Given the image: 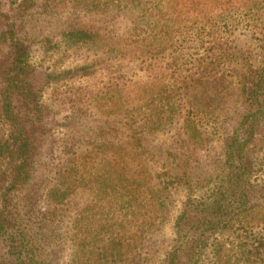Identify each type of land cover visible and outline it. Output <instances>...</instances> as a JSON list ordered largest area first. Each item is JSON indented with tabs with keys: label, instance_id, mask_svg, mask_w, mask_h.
I'll return each mask as SVG.
<instances>
[{
	"label": "rangeland",
	"instance_id": "obj_1",
	"mask_svg": "<svg viewBox=\"0 0 264 264\" xmlns=\"http://www.w3.org/2000/svg\"><path fill=\"white\" fill-rule=\"evenodd\" d=\"M170 1L182 5L156 0L155 9L146 6L153 9L147 15L125 0H0L1 84L14 52L24 51L33 71L25 100L4 103L0 87V138L10 141L20 132L30 142L24 184L15 187L14 177L2 173L18 159L0 163V211L9 195L6 213L22 217L21 226H0V264H97L100 258L104 264H163L182 244L190 245L176 264L193 255L191 264H264V119L252 131L242 164L219 155L216 131L245 133L238 140L245 144L242 89L264 74V0H247L241 9L201 8L210 19L204 27L219 31L217 39L194 43L153 37L161 23L150 16L161 12L166 29L173 23ZM101 8L106 11L94 13ZM196 14L175 27L197 26ZM77 29L82 43L70 36ZM226 52L225 64L207 63ZM172 59L181 65L176 72L169 68ZM194 59L201 63L193 67ZM203 76L210 87H199ZM184 80L194 90L186 96L179 90ZM109 97L114 114L104 109ZM159 114L168 116L163 123ZM221 116L226 119L217 121ZM124 148L140 153L141 162L114 165ZM186 157L192 158L187 171L200 168L196 179L174 167ZM212 161L217 164L208 167ZM237 165L247 167L243 187L254 191L241 211L228 207L229 182L222 177ZM66 170L72 171L68 179ZM61 177L74 191L55 213L51 190ZM129 180L135 187H122ZM217 209L221 222L212 227L210 212ZM109 238L123 244L122 253L110 255Z\"/></svg>",
	"mask_w": 264,
	"mask_h": 264
},
{
	"label": "trees",
	"instance_id": "obj_2",
	"mask_svg": "<svg viewBox=\"0 0 264 264\" xmlns=\"http://www.w3.org/2000/svg\"><path fill=\"white\" fill-rule=\"evenodd\" d=\"M125 1H131L132 5L134 8H137V13L138 14H147L149 15V12H153V9L149 8L147 9L146 6L151 5L152 7H154V9L156 8V0H125ZM181 2V6L179 8H174L173 7V2L170 1V6L171 9H173L172 11H169V16L173 17V23L171 25H169L166 28L163 27V25H168L164 22H162L163 20V15L160 12L159 15L154 14L153 16H150V18H154L155 20H157L159 23H161V25L157 28V30H154L153 32V37L155 39L161 38L162 40L171 42L174 41L176 38H180L183 39L185 42H193L194 43V39L197 38L201 39L198 42H204V40L208 39V38H215L217 39V31L218 28L213 26L211 27H204L205 25H207L210 22V19H206L205 16H202V14L200 12L201 8H209L211 10H213L214 6L216 4H218L219 6H231V7H235L236 9H241L242 7H247L248 6V2L247 0H181L178 1ZM104 11H106V8H101L98 9V12H94V13H103ZM203 12V11H202ZM196 14V21L194 22V24H198L197 26H191L188 29L184 30V28L182 27H178L176 28L175 25H178L180 23H188L190 24V22L193 21V15ZM168 20H166L167 22ZM2 27V26H0ZM77 32H72L70 34V36H72V40L75 43H82V35L84 34L82 31H80V29L76 30ZM81 35V37H80ZM88 34H85V37ZM94 38V34H92L91 32L89 33V40H93ZM21 49L18 48L16 49L17 51ZM23 54L21 55H17L15 52L9 56L10 59V64H8V69H7V74L5 76V83L1 84L0 81V87H2V95H3V101L5 103L6 102H12L13 100L18 99H22L25 100V94L28 93L29 89H31V85L29 80H31V78H29V75L33 72L30 68L26 67L25 64V60H26V55H24V51L22 52ZM228 52H226L225 56L219 55L220 60H211L210 62H207L209 64L212 65H219L222 62L219 61H223L225 64L226 60H227V55ZM15 56L14 59H11L12 56ZM192 64H196V63H201L200 60L194 59L192 62ZM195 64L193 65V67L195 66ZM184 65V64H182ZM170 66L169 67L171 70L174 69V72H176L177 70H179L181 68V65L175 61L174 59L171 60L170 62ZM211 66H208L204 69L206 70H214L215 68H212ZM202 67V66H200ZM258 77V79H257ZM208 76H203L201 78H199L197 81L200 83L199 87L200 88H205L206 85L210 87V81L207 79ZM181 86H179V90H183L184 92H182L183 95L186 96V94L188 92H190L191 90H193L192 88V83H190L188 80H184L183 82H180ZM242 91L246 92V97L248 100V109L246 111V114L244 115L243 119H247L244 122V127L246 125L245 131H246V140L243 139L242 143L245 144H239L238 140L241 138V135H244L243 133L241 134V132H238L235 134L230 133V135H228V137L223 136V128L221 129L220 126H217L216 131L217 134L219 135V139L221 140V142L223 143L222 149L219 152V155H223L225 156V158H227L228 160H230L229 164L233 165V160H236L237 162H239V164H242V162L240 163V161H242V159L244 158V156L246 155V149L249 146L251 139L253 137V135L255 133H253L252 131L256 128H259V125L261 123V120L263 122L264 117V74L260 73L258 75H256L253 78L248 79L244 86ZM28 98V97H27ZM111 99V97H109L108 99H106L105 102V108L107 109V113H112L113 112L109 111L108 109L115 107V105L113 106L110 102H108ZM184 101V99H183ZM176 104V103H174ZM182 105V104H180ZM109 106V108H107ZM164 118L161 117L162 114L157 115L158 119L163 123L162 119H167L166 118V114H163ZM168 117V116H167ZM214 118V117H213ZM217 119V118H216ZM226 119L224 118V116H221L217 119ZM214 136H216L214 134ZM246 145V146H245ZM30 148V142L22 137V134H20V132H15L13 135L11 134L10 136V141L8 139L3 140L2 138H0V163L1 162H5L9 159H18L16 160L14 163V166L10 167L9 171H4L2 172L5 176L8 175L9 173L11 174V177H14L12 179V181L16 184L15 187H19L21 186V184H24L25 181L28 179L29 177V172H28V160H27V153L29 151ZM7 149L10 150V152H7ZM123 149V148H122ZM5 150V151H4ZM12 154H17V158H15L14 156H11ZM20 158V159H19ZM96 156H92V159H95ZM127 159L130 160H135L138 162H141V156L140 153L138 152H133L130 154L128 148H124V157L121 158V162L116 163L114 165L116 166H121L123 163L127 161ZM186 159V160H185ZM180 162V164L178 162L174 163V167L176 166V168H183V170L185 171V173H187L188 171L193 174L190 175L191 178H194V175H197V172L195 171L196 169H200L198 167H195L194 165L189 168V170L187 171V169H185L184 164L185 163H192L191 160L192 158L190 157H186ZM213 162V161H212ZM219 163H223V162H219ZM217 162H213V164L211 162H209L208 167L211 165H216ZM7 165H13V164H7ZM224 165V164H223ZM238 166V167H237ZM235 167L236 170H232L233 172H228L226 169L222 172V177L223 179H225L226 181L229 182V186H223L226 187L225 189V196L228 198L229 196H231L232 199H230V203L228 204V207L230 206V208L232 206H235L241 211L242 207L244 204H246V200L249 199L251 197V195L254 194V191H252L251 186H247V187H243L244 183H245V172L248 171L247 167H242L240 165H237ZM204 167H207V165H205ZM1 165H0V170H1ZM71 170H66V172L64 173L63 178L64 179H68L70 177L71 174ZM123 174H121L120 176H122ZM119 176V177H120ZM198 176V175H197ZM62 178V177H61ZM62 178V179H63ZM201 178V177H200ZM64 179L62 180L61 184L59 187H57L56 189H52L51 194L53 195L51 197V200L54 204V211L55 213H59V211L63 210V207H65V205L67 204V201L70 197V195H72L74 189L69 186L66 181H64ZM196 179V178H194ZM113 180V179H112ZM114 180H118V181H114ZM113 180V182L115 184H118L120 182L119 178H115ZM205 180L204 177L201 178V181ZM118 182V183H116ZM111 187L110 184H108V187ZM132 186L135 187V184H133V182L131 180H129V182L127 184H124L122 187L124 188H131ZM34 191H39V188L34 190ZM54 192V193H53ZM10 202L9 199V195L6 196V205L4 206V210L0 211V226H4V221L7 222H14L16 225H20L21 223V213H17L14 215L12 214H7L5 209H9L8 208V204ZM210 208H207L205 210V212H209ZM219 209L210 212L213 219L210 222L212 227L215 226V224L218 222H221L219 220ZM216 212V213H214ZM11 226L13 228L14 224H11ZM21 226V225H20ZM5 227V226H4ZM49 229V225L47 224L45 227H43V230L47 231ZM180 230V229H178ZM16 237H18L19 235L16 233L15 234ZM199 240L196 241V243L198 244L199 242L202 241V239L199 237ZM109 243L110 245L107 247V251L110 252V255L116 256L118 253H122L123 251V244H117L112 238H109ZM196 244V245H197ZM188 245L190 244H182V246H179L176 248V250H174L171 254H170V258H169V262L167 263H163V264H176L177 262H180V259L182 258V255L186 252ZM200 245V244H199ZM194 247V245H193ZM108 252H104L102 255L105 256L106 254H108ZM195 259V255L192 256V258H187L186 262L187 264H191ZM106 260L100 258L99 261H97V264H104ZM96 262V261H95Z\"/></svg>",
	"mask_w": 264,
	"mask_h": 264
}]
</instances>
